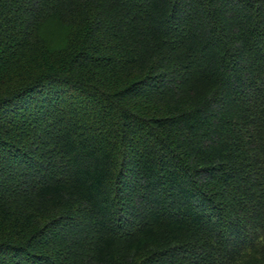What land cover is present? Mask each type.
Instances as JSON below:
<instances>
[{"label": "trees", "instance_id": "16d2710c", "mask_svg": "<svg viewBox=\"0 0 264 264\" xmlns=\"http://www.w3.org/2000/svg\"><path fill=\"white\" fill-rule=\"evenodd\" d=\"M0 264H264V0H0Z\"/></svg>", "mask_w": 264, "mask_h": 264}]
</instances>
